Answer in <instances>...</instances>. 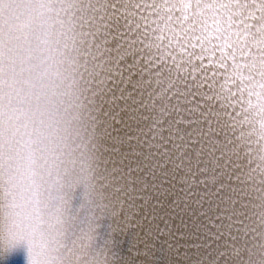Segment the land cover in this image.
Returning <instances> with one entry per match:
<instances>
[{"label": "snow or ice", "instance_id": "obj_1", "mask_svg": "<svg viewBox=\"0 0 264 264\" xmlns=\"http://www.w3.org/2000/svg\"><path fill=\"white\" fill-rule=\"evenodd\" d=\"M264 264V0H0V264Z\"/></svg>", "mask_w": 264, "mask_h": 264}, {"label": "bare ground", "instance_id": "obj_2", "mask_svg": "<svg viewBox=\"0 0 264 264\" xmlns=\"http://www.w3.org/2000/svg\"><path fill=\"white\" fill-rule=\"evenodd\" d=\"M9 264H23L22 256H14L9 260Z\"/></svg>", "mask_w": 264, "mask_h": 264}]
</instances>
